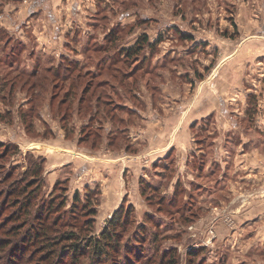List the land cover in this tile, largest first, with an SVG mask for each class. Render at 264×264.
<instances>
[{"label": "rangeland", "instance_id": "1", "mask_svg": "<svg viewBox=\"0 0 264 264\" xmlns=\"http://www.w3.org/2000/svg\"><path fill=\"white\" fill-rule=\"evenodd\" d=\"M37 24L50 49L38 47ZM21 25L19 40L13 33ZM54 44L71 46L62 52L79 59L74 82L41 71L60 60ZM127 48L134 53L127 56ZM36 64L46 88L28 129L20 114L30 106L23 83L35 78L19 72ZM115 67L137 73L123 77L122 88ZM194 69L191 86L185 72L192 76ZM3 80L0 141L14 143L9 151L15 154L0 158V178L12 170L0 188L31 180L22 172L31 151L32 167L43 159L40 178L26 188L32 205L20 218L23 230L37 223L34 210L41 202L54 198L65 205L50 220L53 230L67 227L97 238L110 226L117 233L103 264H264V101L258 98L264 96V0H0ZM72 86L73 102L65 103L74 107L64 121L55 107ZM85 86L91 107L80 111L76 101ZM97 95L110 100L108 107L118 104L107 114L113 121L101 112L90 120L96 107L106 108ZM125 124L131 130H121ZM75 140L95 152L85 154ZM55 176L65 179L50 189L46 182ZM108 182L113 205L120 201L112 212L99 195ZM76 190L81 200L71 208ZM89 200L96 213L86 228L89 216L80 209ZM13 210L0 208V236ZM33 247L21 249L16 264H30ZM79 264L93 263L85 257Z\"/></svg>", "mask_w": 264, "mask_h": 264}, {"label": "trees", "instance_id": "2", "mask_svg": "<svg viewBox=\"0 0 264 264\" xmlns=\"http://www.w3.org/2000/svg\"><path fill=\"white\" fill-rule=\"evenodd\" d=\"M138 45L139 44L134 45L132 47H138ZM132 53H134V49L129 51L127 48L125 50V54H127V56H130ZM125 59H127V57H125ZM79 65H80L79 61L77 60H70L68 57L60 56V60L57 65L54 66L53 63H50L49 65L41 69V71H45V73H50L55 77L61 78L66 81H70V80L73 81L75 80L74 79L75 77H71V76H73L72 74L75 73ZM41 71H40V66L36 64V66H34L33 70L30 72H24V71L19 72L20 74H23V76L26 75L28 77L35 78L30 84H27L26 81L23 83V86L27 85L26 91L29 94L28 102H30L29 103L30 106H27L29 107L28 110L25 111L21 110L20 114L22 116V119L26 123L25 126L28 129L33 128V122H34L33 120L35 117H38L39 115V112L37 110L40 103L39 96L41 95L42 89L46 88V83L41 80V76H42ZM112 73L116 75L115 76L116 80L119 79L117 83L119 82L120 83L119 85L122 87L123 86L122 82L125 84L122 78L123 77L127 78L131 76L133 78L137 72L136 71L134 72V70H132L131 73L124 72L123 70H121L120 67H115L114 69H112ZM76 74L77 76L80 77L82 76L80 75V73H76ZM102 81L103 80L99 81V83ZM73 82H71L70 84L73 85ZM105 82H107V80H105L104 83ZM7 85H8V80H3V82H0L1 94L3 93L4 90L7 89ZM55 87L56 86H54V88ZM10 91H12L11 87H10ZM85 91H88L86 90V86L76 101L77 102L76 107L79 108L80 111H88L91 107L90 106L91 100L85 103V96H84ZM65 94H66L65 95L66 98H62L59 101V103L56 105L55 109L59 113H61V111L63 110V114L60 117L62 120L67 121L69 110L71 112L74 106L71 107L70 103H68L69 105L66 104L65 99L68 100L71 97L73 98V95H75V90L73 89V86L72 88L68 87ZM96 97H97L96 100L99 103V105L100 104L106 105V108L100 109L99 107H96L95 112L93 114H90V120H94L95 118L98 117V114L100 115L101 113L102 116L108 117L107 115L108 113L118 109V107L116 106L118 104H113L111 107L110 106L108 107V103H110V100L102 99L101 95H97ZM72 98L70 102H73ZM135 98H137L136 94H135ZM52 100L53 98L51 96L49 101L50 109L53 107ZM82 103L85 104L84 108L80 107ZM63 106L65 107L64 109H62ZM132 109L136 110L135 108ZM132 109L128 111V113L131 114V112H133ZM2 118L3 115L0 114V120H2ZM108 118L113 121L115 116L112 115ZM81 138L87 139V136L84 137L81 136ZM2 143L4 148L2 153L0 154V158L3 160V159H8L9 157V159L12 160L13 159L12 156L15 154V152L12 153V151H9V149L11 146L15 148L14 143L11 142L6 144V142L0 141V146H2ZM30 155L31 153H29L26 156L27 160H29V167L24 169V171L22 172L23 175H32L31 180H26V178H24L23 181H25V183L27 182L26 184H24V186H21L19 184L20 180H14L18 182H14L12 185H9L8 187L0 188V196H1L0 208L2 207L6 208L7 206L14 208L12 213L7 215L6 217L7 219L10 220L12 219L11 224L9 226L7 225L1 226L2 230L3 228L6 229L4 231L5 234H3V236H0V254L6 250L3 253V255H5V257H8V262L7 261L4 262L5 260H2L5 258V257L3 258L2 255L0 256V264H16V261H18L19 258L21 257L18 256V253H20L21 249H28L29 246L31 245H33L34 247L31 248V253L29 255L31 257L30 264H79L81 263V258H85V257L90 258V263L92 262L93 264H103L104 261L110 258V254L108 253V251L111 249H115L114 247L117 245L116 243L117 233L114 232L111 228H109L110 226L109 227L106 226L103 229V231L100 233L99 237L97 238L93 236L80 237L77 235L75 230L67 227L65 228L58 227L57 229L53 230L55 224L50 220L53 217L54 213L58 212L65 205L64 200L56 203V199L51 198L47 200L45 203L41 202V204L34 210V219L36 220L37 223L30 224L29 228L27 227V229L23 230L26 225V222L25 219H20V218H22L23 214L28 215L30 213V208L32 205L29 193H26V188L31 186L32 183L37 178H40V173L42 174L41 163L43 159L39 160L37 166L35 165L32 167L30 162L32 161V158L29 159ZM11 166H13V168L18 167L15 166V164ZM11 176H12V170L11 171L6 170L3 177L0 178V183L4 184L7 180L11 178ZM60 181L62 180L58 179L54 183L52 189L57 184H59ZM80 195L81 194L78 190H76L73 193L71 208H76L79 206L76 205L75 203L81 200ZM80 210L82 211V213H85L86 216H89L85 219L84 222L85 227L86 228L92 227L94 222L91 216L95 215L96 207L91 206L89 200V201H85L82 204ZM117 217H118V213L117 211H115L112 214V218L110 219V225L112 224L115 225V222L117 221L116 220ZM49 233H55L56 236L54 238H51Z\"/></svg>", "mask_w": 264, "mask_h": 264}, {"label": "crops", "instance_id": "3", "mask_svg": "<svg viewBox=\"0 0 264 264\" xmlns=\"http://www.w3.org/2000/svg\"><path fill=\"white\" fill-rule=\"evenodd\" d=\"M36 21H41V19H39V20H36ZM38 25V24H37ZM38 31L39 32H41L39 35H38V38H39V45H38V47L40 48V49H50L51 47H50V45L48 44V43H46L45 42V40L43 39V30H42V28L38 25ZM24 32V29L22 28V25L20 26V29H18V31H16V32H14L13 34H15V38H18L19 40H21L24 36H23V33ZM55 35V34H54ZM65 41V40H64ZM64 43V42H63ZM46 44V45H45ZM58 44H54L53 46H52V51H54V50H60L59 51V55L60 56H65V57H68L67 55H66V53L65 52H62V50H64V51H71L72 49V47L71 46H68V45H65V44H63L61 47L58 45ZM259 48L260 49H263V46H262V44L259 46ZM49 51V50H48ZM50 52V51H49ZM51 53V52H50ZM69 55V54H68ZM70 56V55H69ZM69 58V57H68ZM72 59V58H71ZM75 60H77V59H75ZM77 61H79V59L77 60ZM56 63H57V61H56ZM196 71L198 72V70H196V69H194V72H193V74H192V76H190V74H189V72H185V73H187L185 76H188V78H190L189 79V81H187V79H185L187 82H190V85L192 86L194 83H193V81L195 82L196 81V77L194 76V74L196 75ZM199 73H201V72H199ZM194 76V77H193ZM252 93V90H249V92L247 93V95H250ZM258 95H259V100L260 101H264V96L261 98L260 97V93H258ZM27 99V98H26ZM248 99V96H247V98H246V100ZM132 107V106H131ZM136 109V108H135ZM137 110V109H136ZM131 126L132 125H126V126H124V128H122L121 130H131ZM109 130H110V128H109ZM129 133H130V131H129ZM26 136V135H25ZM58 136V135H57ZM129 137V143H132V141H131V138H130V135L128 136ZM37 139H40V137L39 138H32L31 139V137L29 138V137H27V141H29V140H37ZM64 140V139H63ZM64 141H69V142H71V140H64ZM75 146L77 147V148H79V149H81V151H84V153L86 154V153H90V152H95V149H93L92 148V146H88V145H82V144H80L79 143V141L78 140H75ZM105 142H106V140H105ZM72 143V142H71ZM74 143V142H73ZM72 143V144H73ZM64 147H66V145H64ZM73 147H74V145H73ZM83 147H86L85 149H83ZM67 148V147H66ZM29 151H31V150H29ZM31 153H32V151H31ZM35 153V152H34ZM33 153V154H34ZM114 153H118V152H114ZM36 154H39V153H36ZM40 155H42V154H40ZM164 156V155H163ZM160 157H162V156H160ZM47 158V157H46ZM118 158V157H117ZM157 158H159V157H157ZM156 158V159H157ZM47 160H48V158H47ZM138 178V177H137ZM58 179H60V180H63V179H65V177L64 178H59L58 176L56 177L55 176V178H53V180L52 181H50L49 179L47 180V184L49 185L48 186V188H50V189H52V187H53V185H54V183L58 180ZM117 180V179H116ZM67 181V183H68V185H69V183L71 184V181H68V180H66ZM110 181V180H109ZM112 181V180H111ZM103 186L104 187H102V188H100V198H101V202H102V200H103V202H102V206L103 205H105V209H106V211H108V212H112V211H114L116 208H117V205H120V201H116L114 204L115 205H113V197H115V190H114V188H113V185L112 184H110L109 182L107 183V184H103ZM106 186H108V187H106ZM122 198V197H121ZM110 206H113V207H110Z\"/></svg>", "mask_w": 264, "mask_h": 264}]
</instances>
